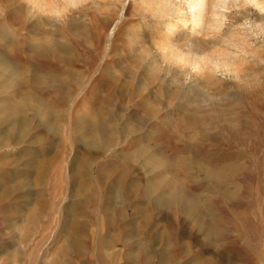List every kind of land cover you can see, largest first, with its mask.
Instances as JSON below:
<instances>
[{
	"label": "rangeland",
	"instance_id": "1",
	"mask_svg": "<svg viewBox=\"0 0 264 264\" xmlns=\"http://www.w3.org/2000/svg\"><path fill=\"white\" fill-rule=\"evenodd\" d=\"M143 1L0 0V264H264L263 8L192 33L213 76Z\"/></svg>",
	"mask_w": 264,
	"mask_h": 264
},
{
	"label": "bare ground",
	"instance_id": "2",
	"mask_svg": "<svg viewBox=\"0 0 264 264\" xmlns=\"http://www.w3.org/2000/svg\"><path fill=\"white\" fill-rule=\"evenodd\" d=\"M82 1L69 0V3L73 7ZM240 1L146 0L143 3L149 7V10L143 16L144 21H148V18H153L155 28L163 24L167 29L165 34L167 36L162 40V51L169 62L178 64L181 69L186 67V70L198 71L200 74L208 70L213 76H216L218 73L233 72L232 52L226 49V51L223 50L219 54L201 56L199 54L200 52L197 51L200 50L202 41L192 33L199 30L204 24L208 26V29L214 30V32H220L224 22L230 21L224 11L229 9L230 5L238 6ZM243 1L245 5L252 3L261 9L263 8L264 11V2L260 0ZM188 22L191 25L187 26ZM188 28H190L189 32L183 31ZM228 43L226 42V44ZM229 44L234 45L231 41ZM23 122L24 119L19 117L11 120L10 126L15 124L22 125ZM13 137L11 136L9 138ZM106 204L109 205L110 203L106 202Z\"/></svg>",
	"mask_w": 264,
	"mask_h": 264
}]
</instances>
